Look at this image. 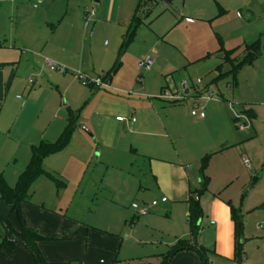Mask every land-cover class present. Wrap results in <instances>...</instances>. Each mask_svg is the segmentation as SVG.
Listing matches in <instances>:
<instances>
[{
	"label": "rangeland",
	"instance_id": "rangeland-1",
	"mask_svg": "<svg viewBox=\"0 0 264 264\" xmlns=\"http://www.w3.org/2000/svg\"><path fill=\"white\" fill-rule=\"evenodd\" d=\"M7 1L0 0V31L13 32L17 24L10 7L16 2ZM33 2H23L22 19L27 22L36 20L39 27L31 29L41 33L45 31L43 21L49 20L36 14ZM97 5L94 0L92 4L89 0H71L68 10L71 14L84 15L85 8L91 12ZM184 14L195 20L186 21ZM144 20L125 49L123 37L128 24L97 22V16L88 20L84 17L86 28L78 25L69 33L63 29L55 33V37L67 36L72 42L77 38L85 47L88 62L94 63L90 64L93 68L87 75L104 77L110 86H92L96 88L94 90L77 78L79 84L70 82L67 95L54 85L48 87V82L45 83L46 90L33 93L27 106L32 119L40 115L49 119L51 111L61 107L58 113L64 119L52 123L51 133L61 126L63 132L72 112L77 123L65 147L44 159V168L53 177L43 175L36 179L32 203L88 226L117 232L123 237L131 233L130 222H125V215L133 212L131 203L151 200L149 194L140 188L146 168L140 155L118 152L106 146L101 135V122L112 109L110 102L121 101L129 105L140 122L148 119L155 127L159 123L149 104L153 102L164 121L174 119L180 124L177 129L181 139L172 142L161 138L158 141L165 153L173 155L176 147L190 154L194 163H199V168L202 159H208L205 173L209 184L201 196L202 207L208 203L212 208L214 201L219 199L231 213L233 208L239 214L243 225L242 259L240 263L235 261L232 264H264V51L252 63H244L236 75L231 71L230 63L222 61L223 51H219L221 47L226 50L244 47L259 39L264 44V0H172L171 4L160 0L152 16ZM48 28L49 34L52 29ZM31 39L34 41V37ZM243 53L239 50L236 55L241 59ZM148 56L155 59L150 71L141 65ZM220 62L222 68L218 70L216 66ZM48 71L52 72L49 68ZM27 77L35 82L34 87L41 85V78L34 74ZM197 78L202 82L196 89L184 87V79L195 83ZM23 88L16 92L20 101L12 95L8 98L12 114L28 97L30 89L24 91ZM165 90L167 95L179 94L175 92L177 90L182 95L200 90L216 99L202 101L206 115L203 120L192 114L200 107L198 102L190 98L181 102L176 99L166 101L161 97ZM92 92L96 95L93 96ZM105 96L110 100L104 101ZM100 100L104 102L105 111L95 109ZM204 135L210 138V143L211 137L214 141L209 143L208 152L201 154L199 145ZM244 157L249 158V166L243 162ZM223 165L229 169H224ZM16 181V178H10V185L14 186ZM214 234V229L204 221L195 241L209 249L205 253L209 264H228L214 254ZM153 246L156 245L142 243L129 250L148 251ZM53 249L56 252L61 250L58 245ZM129 250L122 248V257Z\"/></svg>",
	"mask_w": 264,
	"mask_h": 264
},
{
	"label": "crops",
	"instance_id": "crops-1",
	"mask_svg": "<svg viewBox=\"0 0 264 264\" xmlns=\"http://www.w3.org/2000/svg\"><path fill=\"white\" fill-rule=\"evenodd\" d=\"M24 1L32 2V0H11V2H16V5L10 7L16 16L17 26L14 31H0V172L9 185L11 184L10 178L18 180L20 174L27 168L31 160L33 145H37L41 141L55 142L62 134V126L55 132H50L51 125L55 120L63 121L64 119L58 113L61 112V107L57 111H51L49 119L44 115H40L37 119L31 118L27 106L33 93L46 90L45 83L48 82V87L54 85L57 90L63 92V95H67L72 82L79 84L76 72L91 74V68H93L90 64L94 63L88 62L85 47L79 43L77 38L72 42L67 36L62 39L55 37V33L59 29L69 33L78 25H83V28H86L84 17L88 20L95 16H97V22L107 21L113 24L123 22L122 24H128L126 26L129 28L135 15L142 19V23L145 22V18H150L160 0H147L144 3L142 0H100L99 2L94 0L98 5L94 7L93 15L89 14L88 8L84 9V15L80 13L77 15V12L71 14L68 10L71 0H67V2L65 0H34L32 7L36 14L44 15L49 20L43 21L45 31L41 33L31 29L33 26L39 27L36 20L23 21ZM166 1L170 4L172 2ZM92 3L93 0H89V4ZM183 17L188 22L195 20L188 14H184ZM40 22L42 23V20ZM46 25L52 29L49 34V28ZM31 37H34V41H31ZM49 61L64 66L67 70L65 72L52 70L48 65ZM48 68L52 72H49ZM28 74H34L41 78V85L38 88L33 86L35 82L32 78L27 79ZM23 82L26 83L25 86ZM94 87L91 86L95 90ZM22 88L24 91L30 89L28 97L20 105L18 104L12 114L13 109L8 98L12 95L16 101H20L21 98L16 92ZM84 89L87 91V88ZM85 91L84 93H87ZM175 92L180 93L178 90ZM92 94L96 95L95 92ZM184 95H187L185 99L190 98L198 102L200 107L197 109L202 110L203 105L196 92ZM108 97H103L104 101L110 100ZM169 103L173 102L169 101ZM110 104L112 109L101 122L102 139L108 148L118 152L138 154L143 159L142 165L146 168V172H144L146 175L142 176V179L145 178L142 183L140 182V188L144 193L149 194L151 200H135L131 203V207L136 202L140 208L148 206L149 210L142 215L138 209L132 207L133 212L125 215L126 224L127 221L130 222L131 233L123 237L117 232L88 226L56 211L39 207L32 203V197H30L29 202L23 204L22 211L27 224L49 238L39 241L38 244L48 262L62 264H164V258L173 247L177 246L181 240L191 238L187 200L190 191L198 187L202 179L199 163L195 164L194 158L190 154L176 147L173 150V155L165 153L164 147L158 142L161 138L170 139L172 142L181 139L179 129H177L179 122L174 119L164 121L158 112V107L153 102H149V104L156 113L159 123L155 124V127L153 122L148 119L140 122L128 104L121 101L110 102ZM95 107L99 111L106 110L102 100L96 103ZM118 116H124L126 120L120 121L117 119ZM198 118L205 120L206 115L198 116ZM6 122H8L7 125ZM213 141L214 138L211 137V143ZM209 143L210 138L204 135L202 144L199 145L201 154L208 152ZM228 146L233 147V145ZM10 165H12L11 168H9ZM223 167L229 169L227 165H223ZM33 193L32 185L31 195ZM163 197H167V201L163 202L161 200ZM154 200H158L157 205H151ZM210 208L208 203L203 204V215L199 224L201 225L205 221L208 226L214 229L216 239L214 254L226 263L232 264L236 261L235 225L232 213L230 208L219 199L214 201V207L211 210H209ZM0 215L9 216L12 225L17 230L21 229L17 213L12 210L11 205L2 200H0ZM211 216L214 219H211ZM5 234L6 226L0 220V241ZM142 243H151L156 246L148 251L129 250ZM191 243H195L192 249L186 248L176 252L170 258L169 264H203L197 249L204 248V246H199L196 241H191ZM56 245L61 248L60 252L54 251L53 248ZM122 248L129 250L125 253V257H122L121 254ZM204 249L209 251L208 248ZM0 264L36 263L31 251L24 244L17 243L12 253L0 249Z\"/></svg>",
	"mask_w": 264,
	"mask_h": 264
},
{
	"label": "trees",
	"instance_id": "trees-1",
	"mask_svg": "<svg viewBox=\"0 0 264 264\" xmlns=\"http://www.w3.org/2000/svg\"><path fill=\"white\" fill-rule=\"evenodd\" d=\"M145 1L147 0H142V3H144ZM141 23L142 19L139 16L135 15L127 32L123 37V49H125L133 41L137 29ZM239 50H242V52H244L243 58L241 59H239V57L236 55ZM219 51H223V55L221 56L222 61L230 63L231 71L236 75L237 71L244 63H252L260 56L262 52V41L259 39L253 43L246 44L244 47H236L230 50H226L221 47ZM120 64L121 63H119V65ZM119 65L116 67V69H118ZM221 68L222 62H220L216 66V69L218 70ZM103 79L106 78L103 77ZM171 102L176 103V101ZM76 119L77 117L73 114V112L69 114L68 124L55 142L41 141L39 144L32 146L31 160L27 168L20 174L14 186H10L4 175L0 172V200L5 201L9 205H11L12 210L17 213L21 226V229L17 230L12 225L9 216L0 215V220L3 221L6 226V234L0 241V249H4L8 253H12L15 245L17 243H22L19 241V239H22L24 241L22 244H24L31 251L36 264H62L48 262L45 259L38 244L39 241L49 238L42 235L27 224L22 211V206L25 202H29V199L31 197V188L37 178L43 175L53 177L51 173L45 170L43 165L44 159L48 155L56 153L65 147L75 129V125L77 123ZM207 165L208 159L207 157H204L202 159V165L200 168L202 179L199 183V186L190 191V195L187 200L188 221L190 225L191 238L188 240H181L177 246L173 247V249L164 258V264H169L170 258L176 252L186 248L192 249L195 245V243L192 244L191 241H195L200 227L199 221L201 220L203 215L200 197L207 191L209 184V177L205 173ZM238 216L239 214L232 208V219L235 225V259L240 263L242 259L241 257L244 241L242 240L243 225ZM206 251L207 250L204 248L197 249V252L200 254L203 264H209L205 255Z\"/></svg>",
	"mask_w": 264,
	"mask_h": 264
},
{
	"label": "built area",
	"instance_id": "built-area-1",
	"mask_svg": "<svg viewBox=\"0 0 264 264\" xmlns=\"http://www.w3.org/2000/svg\"><path fill=\"white\" fill-rule=\"evenodd\" d=\"M89 14L93 15L94 14V10L89 12ZM153 63H154V59L151 58L150 56H148V57L144 58V60L141 62V65L144 66L147 70H149V69H151ZM48 65H49V67L52 70H58V71H61V72H65L67 70L66 67L60 66V65H58V64H56V63H54L52 61H49ZM76 76L85 85H89V86L93 85V86L104 87V88H107V87L110 86L109 81L106 80V79H103V77H92V76H89V75H87L85 73H82V72H76ZM201 82H202L201 78H197L195 83H193L192 80L184 79L183 80V85L186 88L196 89L195 87L197 85H199ZM166 92L167 91L165 90L161 97L167 98V99H176V100H179V101H182V100H184L186 98V96H184V95H182L180 93L179 94L172 93L170 95H167ZM196 94H197V97H198V99H199L201 104H202V101L216 99V98H214V96L212 94L202 93L200 90L196 91ZM192 114L195 115V116L204 117L205 112L202 111V110H198L197 109V110H193ZM117 119L120 120V121H124V120H126V117L118 116ZM133 121H135V118H133ZM243 160H244V163L249 166V164H250L249 158L244 157ZM161 200L163 202H165V201H167V197H163ZM157 204H158V200H154L151 205H157ZM132 207L138 209L139 213L142 214V215L146 214L148 212V210H149L148 206H143V207L140 208L138 203H136V202H134L132 204Z\"/></svg>",
	"mask_w": 264,
	"mask_h": 264
},
{
	"label": "water",
	"instance_id": "water-1",
	"mask_svg": "<svg viewBox=\"0 0 264 264\" xmlns=\"http://www.w3.org/2000/svg\"><path fill=\"white\" fill-rule=\"evenodd\" d=\"M100 0H95V2H99ZM262 50L264 51V44H262ZM20 242H24L22 239H19Z\"/></svg>",
	"mask_w": 264,
	"mask_h": 264
}]
</instances>
